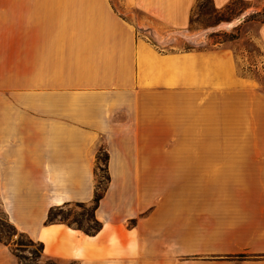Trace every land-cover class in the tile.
Masks as SVG:
<instances>
[{"label":"crops","instance_id":"1","mask_svg":"<svg viewBox=\"0 0 264 264\" xmlns=\"http://www.w3.org/2000/svg\"><path fill=\"white\" fill-rule=\"evenodd\" d=\"M126 1L139 23L185 30L200 0ZM241 1V22L264 7ZM212 3L221 12L235 0ZM102 148L100 231L46 223L53 206L93 200ZM254 154L264 156V93L231 47L159 50L110 0H0V211L47 256L264 264V180H154L247 168ZM0 264H19L1 241Z\"/></svg>","mask_w":264,"mask_h":264},{"label":"rangeland","instance_id":"2","mask_svg":"<svg viewBox=\"0 0 264 264\" xmlns=\"http://www.w3.org/2000/svg\"><path fill=\"white\" fill-rule=\"evenodd\" d=\"M114 9L128 21H132L137 29L138 35L153 44L157 49L167 50H193V49H214L218 47H231L240 67L242 74L246 75L250 83L264 93V48L258 40V30L263 23L264 7L245 16L244 4L241 0H235V4L224 11L214 9L212 0H200L192 20L187 29H177L169 26L150 24L144 25V12L131 7L126 0H110ZM232 17V18H231ZM234 22L235 25L226 27V23ZM222 25V28H217ZM222 43V44H221ZM255 155V156H254ZM252 155V162L249 167L236 168H215V169H189L173 170L171 178L163 177V170H154V180H264V167H259L263 163L258 162L263 159L262 154ZM102 159L104 156L102 155ZM98 169V179L101 180L104 189L108 183V173L104 163H100ZM105 168V169H104ZM91 210V204L88 206L70 205L64 207V215L69 217V221L74 219L82 220L84 226H87V214ZM6 216L0 211V228L5 226ZM24 243L18 246L15 240ZM12 247H19V253L31 256L32 252L38 249V245L29 243L26 236L21 237L19 234H13L11 237ZM241 255V254H240ZM238 255V259L241 257ZM67 264H74L73 261Z\"/></svg>","mask_w":264,"mask_h":264},{"label":"trees","instance_id":"3","mask_svg":"<svg viewBox=\"0 0 264 264\" xmlns=\"http://www.w3.org/2000/svg\"><path fill=\"white\" fill-rule=\"evenodd\" d=\"M230 8V7H228ZM215 9V8H214ZM216 10V9H215ZM261 14L264 15V9L262 12H259ZM264 23V20L262 21ZM102 155L104 156V159H102ZM108 153L103 150V148L101 149L100 152V159L102 161V163H104L105 168L107 170L108 176V183L110 181V176H109V172H108V167H107V163H108ZM104 168V169H105ZM98 169H103L101 168V166L99 165L98 168L96 169V173L98 175L97 170ZM108 183L106 185V187L103 189L101 184V180L98 179L97 180V184H96V188H95V194H94V198L90 203H85V202H75V203H65L63 205H58V206H53L50 208L49 212H48V216H47V220L46 223H54V222H61V223H65L69 226L78 228L82 231H84L86 234L89 235H94L96 234L98 231H100V229L102 228V223L96 218L95 216V210L97 209L100 200L102 199V197L104 196V193L107 189ZM91 204V210L90 212L87 214V226H84V224L82 223L83 221L80 219H74L72 222L69 221V217H66L64 215V207H69L70 205H77V206H88ZM4 213V212H3ZM5 214V213H4ZM6 216V214H5ZM6 222L7 224L5 226L8 227L7 228H0V241L4 242L8 245L11 246V248L13 249L14 253L16 254L18 260H19V264H37L40 261H43L44 264H62L59 260L47 256L45 254V250H44V243L41 241H35L33 240L30 236H28L26 233L20 231L6 216ZM13 234H19L21 237L26 236L29 243L32 245H38V249L32 252L31 256L25 255L23 253H19L17 252L19 249V247L14 248L12 247V242H11V237ZM15 243L18 246H22L24 243H22L20 240H15ZM241 257H245V254H241ZM74 264H78L76 261H73Z\"/></svg>","mask_w":264,"mask_h":264},{"label":"bare ground","instance_id":"4","mask_svg":"<svg viewBox=\"0 0 264 264\" xmlns=\"http://www.w3.org/2000/svg\"><path fill=\"white\" fill-rule=\"evenodd\" d=\"M236 23H234V22H230V23H226V27H231V26H233V25H235Z\"/></svg>","mask_w":264,"mask_h":264}]
</instances>
